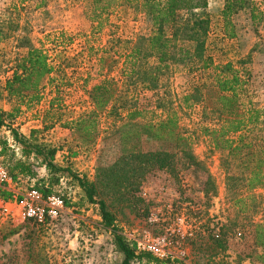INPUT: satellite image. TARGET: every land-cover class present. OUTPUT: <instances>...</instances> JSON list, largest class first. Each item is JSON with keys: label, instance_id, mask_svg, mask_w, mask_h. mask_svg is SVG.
Segmentation results:
<instances>
[{"label": "rangeland", "instance_id": "1", "mask_svg": "<svg viewBox=\"0 0 264 264\" xmlns=\"http://www.w3.org/2000/svg\"><path fill=\"white\" fill-rule=\"evenodd\" d=\"M95 1L0 0V109L11 111L18 107L16 118L20 120L42 118L43 132L48 140H53L51 145L63 152H76L69 166L93 183L96 169L114 164L121 150L128 151L133 143L125 139L120 145L119 135H109L105 141L100 136L94 144H85L78 132L64 127L92 109L85 90L110 77L118 81V90L127 89L133 94L131 89L137 88L141 108L156 105V95L164 96L176 112L177 132L187 142L169 145L143 136L138 150L173 154V168L150 173L129 193L123 188L113 189L102 195L99 192L97 198L105 202L114 217L116 233L127 240H173L169 246L171 259L151 254L156 261L132 264H259L255 261L259 250L252 232L253 222L264 214V204L263 213L258 215L250 213V201L247 215L237 213L238 208L226 192L225 179L241 169L236 161L228 165L226 152L215 149L213 139L200 131L201 126L218 125L217 114L211 111L218 108L210 92L213 67L203 71L198 66L189 69L190 66L170 62L156 92L142 90L139 82L129 89L124 87L120 79L123 58L105 53L109 40L112 36L120 39L114 50L121 54L122 42L147 35L150 25L140 12L121 0H110L108 15H102L100 28L89 19ZM101 1L100 7L106 3ZM251 2L256 18L252 21L250 8L235 15L234 37L229 38L221 17L224 0H208L206 14L210 24L205 55L212 59L213 66L231 63L239 71L246 80L241 102L247 105L251 101L262 111L264 121V0ZM31 48L44 51L56 70L62 59L68 58L71 67L65 68L64 73L70 83L61 88L57 97L55 86L59 79L54 72L43 81L39 101L26 106L17 99L8 100L3 85L15 64ZM83 78L89 80L86 89ZM202 84L206 87L202 88ZM188 94L196 97L184 104L183 98ZM55 98L58 102H54ZM204 111L205 122L201 115ZM105 114L99 119L102 136L112 130ZM261 130L264 136V125ZM254 193L264 197V186ZM67 197L73 206L65 207L57 220L45 225L20 224L0 214V264H120L123 256L116 250L112 229L102 223L98 205L89 204L76 184L68 188ZM12 230L16 232L8 235Z\"/></svg>", "mask_w": 264, "mask_h": 264}, {"label": "trees", "instance_id": "2", "mask_svg": "<svg viewBox=\"0 0 264 264\" xmlns=\"http://www.w3.org/2000/svg\"><path fill=\"white\" fill-rule=\"evenodd\" d=\"M111 1L106 0L102 7L98 6L102 3L101 0L95 1L94 9L89 15L91 23H96L101 28L102 15L107 14ZM121 1L125 6L140 12L150 25L147 35L123 41L121 54L114 50L120 39L112 36L109 40L105 53H113L115 57L118 55L123 58L120 71L122 85L129 89L137 86L139 82L142 90L156 92L170 62L190 66L189 69L198 66L203 71L213 67V75H209L212 78L210 92L214 94L218 108L211 111L217 114L218 125L201 126L200 131L202 135L213 139L215 149L226 152L228 165L229 162L236 161L237 168L241 169L237 175L228 174L225 179L226 192L238 208L237 213L247 215V201H250V213H263L261 207L264 197L254 193L264 186V136L261 134L263 114L251 101L247 105L241 102L242 95L246 93V80L240 76L239 71L231 63L213 66L212 59L205 55L210 24L206 14L208 0ZM248 8L253 21L256 16L251 0H224L221 17L227 37H234L233 17ZM110 58L113 60L112 56ZM69 61L68 58L62 59L56 70L50 65L44 51L29 49L4 82L3 92L6 93V98L17 99L20 105L26 106L38 102L43 81L49 80L54 72H57L59 79L55 86L56 95L59 97L61 88L70 83L64 73L65 68L71 67ZM88 82L87 78H83V89H86ZM50 83H54V80ZM117 85V80L105 77L89 90L86 89L92 109L64 124L70 131L78 132L85 144H94L100 136L105 141L109 135H119L120 145L125 139L133 143L128 151L121 150L114 164L98 167L93 183L77 175L69 166V161L76 157V152L71 149L63 152V149L57 147L44 149L32 140L33 134L26 138L13 128V122L19 113L18 107L7 112L0 109V157L3 167L14 182H19L21 178L28 180L25 191L35 190L43 199L51 195L59 196L65 207L73 206L67 197V191L76 184L89 204L98 205L103 225L112 229L116 250L123 256L120 264H132L133 261L151 263L157 259L148 252L138 251L134 241L116 233L114 217L109 213L105 202L97 198L105 191L113 189L123 188L125 193H129L136 190L140 181L150 173L173 168V154L162 150H138L143 136H151L155 141L169 145L187 142V138L177 132L176 112L164 96L156 95V105L141 108L137 101V88L131 89L132 94L127 89L118 90ZM201 87L205 88L206 85L202 84ZM194 90L198 91V88ZM195 97L188 94L183 98V103L188 104ZM55 100L54 102H58L57 98ZM53 106L54 103H51L50 107ZM103 113H106L105 119L109 121L108 128H112L110 132H103L105 136L99 130V119ZM201 115L205 122V111ZM119 123L121 125L117 126ZM2 130L8 131L12 142L22 147L21 159L16 160L15 153L10 152L8 140ZM182 152L189 153L185 150ZM58 153H64L60 160H57ZM189 159L193 160L191 156ZM192 164L196 165L194 162ZM40 169L44 170V177L38 176ZM23 193L17 198L20 199ZM2 197L9 199L11 195L3 192ZM15 232L12 230L8 235ZM252 234L259 250L255 253V261L264 264V214L260 220L253 222Z\"/></svg>", "mask_w": 264, "mask_h": 264}, {"label": "built area", "instance_id": "3", "mask_svg": "<svg viewBox=\"0 0 264 264\" xmlns=\"http://www.w3.org/2000/svg\"><path fill=\"white\" fill-rule=\"evenodd\" d=\"M11 182V178L7 174L2 165L0 157V191ZM65 206L61 197L51 195L43 199L35 190L25 191L20 199H14L11 202H5L0 199V214L5 219H11L20 224L34 223L36 225H45L49 222L57 220L64 212ZM134 241L138 251L148 252L158 258H170L169 246L173 244V240L167 238H152L145 242Z\"/></svg>", "mask_w": 264, "mask_h": 264}, {"label": "crops", "instance_id": "4", "mask_svg": "<svg viewBox=\"0 0 264 264\" xmlns=\"http://www.w3.org/2000/svg\"><path fill=\"white\" fill-rule=\"evenodd\" d=\"M5 95V94H4ZM6 96V95H5ZM1 110L3 111H9V109H7L6 107H3ZM42 118L40 119H36L34 121H26V120H20L19 118L15 119L13 122V128H15V130L24 135L26 138H29L31 136V134H33L32 140H35L37 145L44 148V149H49V148H54V145H51V142L53 141L52 139L48 140L49 137L44 134L43 132V127L45 126L44 123H42ZM56 129V128H55ZM54 129V130H55ZM3 134H5L7 140H8V145L10 148V152H14L15 153V158L17 159H21V150L22 147H20L19 145H16L12 142L11 138H10V133L8 131L2 130L1 131ZM43 133V134H42ZM64 153H58L57 155V160L61 159V155ZM45 173L43 169H40L38 171V176L39 177H44ZM27 179L21 178L19 180V182H14L11 179V182L9 184H7L1 191H0V199L5 201V202H11L14 199H16L17 197H19V195L21 193H23L26 189H25V185L27 183ZM3 192H8L11 197L9 199H4L2 197V193ZM18 199V198H17Z\"/></svg>", "mask_w": 264, "mask_h": 264}]
</instances>
